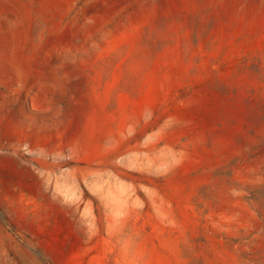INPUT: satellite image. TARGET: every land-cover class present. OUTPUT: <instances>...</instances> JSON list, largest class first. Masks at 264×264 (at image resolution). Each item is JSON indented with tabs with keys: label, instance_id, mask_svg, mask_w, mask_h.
<instances>
[{
	"label": "rangeland",
	"instance_id": "374dc122",
	"mask_svg": "<svg viewBox=\"0 0 264 264\" xmlns=\"http://www.w3.org/2000/svg\"><path fill=\"white\" fill-rule=\"evenodd\" d=\"M0 264H264V0H0Z\"/></svg>",
	"mask_w": 264,
	"mask_h": 264
}]
</instances>
